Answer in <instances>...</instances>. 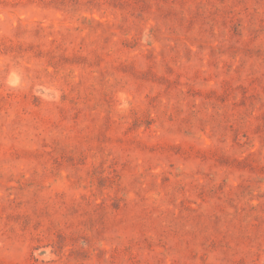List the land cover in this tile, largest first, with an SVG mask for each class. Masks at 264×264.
Instances as JSON below:
<instances>
[{"label":"rangeland","instance_id":"374dc122","mask_svg":"<svg viewBox=\"0 0 264 264\" xmlns=\"http://www.w3.org/2000/svg\"><path fill=\"white\" fill-rule=\"evenodd\" d=\"M0 264H264V0H0Z\"/></svg>","mask_w":264,"mask_h":264}]
</instances>
